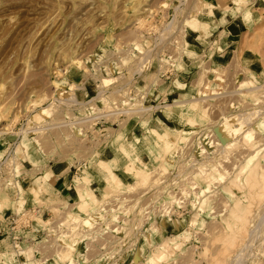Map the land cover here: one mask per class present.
<instances>
[{
  "label": "rangeland",
  "instance_id": "rangeland-1",
  "mask_svg": "<svg viewBox=\"0 0 264 264\" xmlns=\"http://www.w3.org/2000/svg\"><path fill=\"white\" fill-rule=\"evenodd\" d=\"M222 6L221 0H0V219L16 211L5 194L7 188L20 178L26 181L32 172L55 164L64 172L72 169V182L92 183L88 170L99 168L101 158L111 157L116 173L131 185V176L122 170L136 155L140 157L136 165L152 171L154 179L130 190H111L105 184L111 181L106 172L100 194L96 193L98 219L101 214L110 216L112 221L106 223L110 227L124 220L127 252L110 259L113 255L100 248L102 237L91 236L92 232L73 246L75 251L87 248L84 253L93 254L88 258L100 252L105 258L97 264H148L144 257L153 246L188 231L186 242L172 246L163 264H231L245 242L252 248H245L239 263L235 259L232 264H264V221L258 224L264 213V189L257 184L251 190L244 181L255 164L258 179L264 170V16L245 36L251 61L236 51L222 64H200L186 92L174 100L165 96L164 75L184 68L182 52L194 29L191 21H201L208 10ZM201 89L207 94L201 101L206 107L203 115L187 107ZM179 100L175 113L168 104ZM155 116L162 130L149 128ZM70 123L82 127L80 137L73 135ZM134 126L144 129L132 136ZM152 128L181 140L173 147L172 162L163 153V144L148 132ZM245 131L252 132L253 144L243 140ZM241 165L244 173L232 186ZM208 171L213 175L205 179ZM102 192L110 195L103 200ZM237 198L246 206L250 201L251 211L235 244L222 247L217 237L220 230L228 232L225 222L233 220L228 214ZM25 202L17 211L33 202L49 206L33 195ZM105 204L106 214L100 211ZM50 207L55 209L52 221L62 222L64 209ZM85 225L78 229L90 228ZM34 228L49 231L40 221ZM77 236L80 239L79 232ZM39 244L52 264H67L59 258L56 242L44 238ZM13 256L6 238L0 242V260L13 264Z\"/></svg>",
  "mask_w": 264,
  "mask_h": 264
},
{
  "label": "crops",
  "instance_id": "crops-1",
  "mask_svg": "<svg viewBox=\"0 0 264 264\" xmlns=\"http://www.w3.org/2000/svg\"><path fill=\"white\" fill-rule=\"evenodd\" d=\"M205 2L208 3L209 0H205ZM221 4L223 5L222 8L217 11L210 9V11L208 10V12L204 13L202 16L203 20L197 21L195 19L191 21L190 28L194 29L190 30L184 42L185 50L182 52L184 53V58L182 60L184 68L172 69L164 75L166 76L167 83L165 96L173 97L174 100L175 96L179 97L186 92L185 89L188 88L190 84L189 78L193 76V71L197 69L200 64H222L227 61L230 55L232 56V53L234 56L236 51L242 54V59L251 61V58L247 57V54L251 52L248 48H245L248 43L245 36L246 33L253 28L254 24L260 20V15L262 14L264 16V0H221ZM252 63L254 62H250V64ZM167 97L166 99H168ZM159 102L164 103V101L162 102V98ZM179 103L180 100L175 101V103L173 101V104L171 103L168 105L174 110L179 109ZM161 106L163 105H160L159 108ZM153 125L157 126L158 130L163 129L157 116L148 123L149 128ZM167 128L169 129L168 126ZM143 129L144 127L134 126L131 128L130 132L132 136H137V132ZM107 154L111 156L113 152L110 151L107 152ZM108 158L109 160L102 158L100 160L106 162L112 171L116 173L118 167H115L109 162L111 157ZM95 167H97V165ZM71 172L72 169L64 172L59 166L50 164L47 168H41L37 172H32L33 175H30L26 181L21 178L16 180L13 186H10L7 190L5 189V194L10 204L14 205L16 208V211L17 208L20 207L19 205L21 202L26 201V204L30 202L33 191H38L40 197L49 206H56L58 209H66L76 200ZM90 174L93 177L91 184L94 193L100 194L101 188L99 186L103 182V176L106 174V171L99 165V168L90 171ZM21 209L22 208L18 210ZM54 210L55 209H52V207H50V212L47 210L50 216ZM6 228L7 219H0V242L6 239ZM18 245L21 251L25 250L29 253L28 251L32 249L36 243L24 241L20 242ZM42 253L47 254L45 252ZM35 255L38 256L39 254L35 253ZM0 264H4V261L0 260Z\"/></svg>",
  "mask_w": 264,
  "mask_h": 264
},
{
  "label": "bare ground",
  "instance_id": "bare-ground-1",
  "mask_svg": "<svg viewBox=\"0 0 264 264\" xmlns=\"http://www.w3.org/2000/svg\"><path fill=\"white\" fill-rule=\"evenodd\" d=\"M262 18V15H260V20ZM259 20V21H260ZM169 25H167L168 27ZM163 31V30H162ZM245 70V69H244ZM242 74V73H241ZM156 87V86H155ZM254 90V89H253ZM166 91V90H165ZM245 91H252L251 89L250 90H245ZM207 96V94L204 93V90L201 89V91H199L197 97H192L191 99H189L188 103H187V107L191 110H196L198 111V113L201 112V114L203 115L202 112L205 111L206 107H202L203 105L202 104V97L204 96ZM180 104V103H179ZM169 106V105H168ZM179 106V105H178ZM90 109V108H89ZM136 110V109H135ZM96 111V109L94 110ZM195 111V112H196ZM174 112L176 113L177 110L174 109ZM197 113V112H196ZM99 113H95L93 116L95 115H98ZM125 115V114H124ZM207 115V114H206ZM176 118V117H175ZM94 119V118H93ZM263 121H264V116H263ZM90 121V120H89ZM87 122V121H86ZM82 123V122H81ZM261 124H264V122H261ZM68 126L71 127V131L73 133L74 136H79L82 135V127H80L79 125H74L72 123H70ZM172 129V128H170ZM150 132L155 138L157 141H159L160 143L163 144L164 146V154H169V157H170V160H168V162H172L171 160V156L175 155L174 152H176V150H173V147L176 146V144L178 143V141L176 140H173L172 138H170L169 136H167L166 134H164V132H159L157 129H150ZM252 132L251 131H245L243 133V140H245L247 143L249 144H253L251 141H253V138H252ZM233 138V137H232ZM181 141V140H180ZM179 141V142H180ZM184 141V139H183ZM256 141V140H255ZM245 142V143H246ZM246 143V144H247ZM180 144V143H179ZM178 144V145H179ZM256 144V143H255ZM124 146V145H123ZM123 148V147H122ZM175 149V148H174ZM124 152L127 153V148H123ZM256 150V149H255ZM256 152V151H255ZM254 154V153H253ZM129 156V155H127ZM138 156L134 155V157H129V163H125L123 165V172L129 176H131L132 178V183L131 185H126L124 183V180L122 179V177H120V175H118L117 173L113 172L112 169L110 168V166L104 162V161H100L99 162V165L100 167L105 170L106 169V172L108 173L109 175V178H110V182L109 180H106L105 184H107V186L111 189V190H120V189H123L124 187H126L127 189H132V187H136V186H139V185H143L145 184L146 182H149L150 178L152 177V179H154L153 177L155 176H152V171H148L146 169H140L136 163H135V159H137ZM167 157V156H165ZM250 157V156H249ZM174 158V156H173ZM263 158V157H262ZM23 159V158H22ZM26 159V158H25ZM24 159V160H25ZM168 159V157L166 158ZM247 160V159H246ZM250 162V160H249ZM249 162L248 165H249ZM209 163V162H208ZM247 163L245 165H247ZM211 164V163H210ZM230 165V164H229ZM243 165V164H242ZM241 165V168L238 169V174L235 176L234 179L231 180V184L232 186L236 183H238V176L242 173H244V166L242 167ZM254 165V164H253ZM256 166L257 164H255V167L251 170H249V172H247V174H245L246 176L244 181H246V184L248 185L249 189L252 190V188H254L257 184H259L262 189H264V170H262L261 172V176L258 177L256 176ZM107 167V168H106ZM163 167V166H162ZM246 167V166H245ZM232 168V167H231ZM213 171H215L213 168H211ZM92 170V169H91ZM160 170H163L160 168ZM260 170V169H259ZM93 171V170H92ZM88 172H90L88 170ZM103 172V171H102ZM163 172V171H162ZM161 172V173H162ZM209 172V171H208ZM206 172V174L204 173L205 175V179L207 178H211L213 174H211V170L210 172L208 173ZM220 172V171H219ZM260 173V171H258ZM202 173V172H201ZM214 173V172H213ZM217 175V171L215 173ZM94 175V174H93ZM96 176V175H95ZM98 176V175H97ZM204 177V176H203ZM214 177V176H213ZM85 178V177H84ZM97 180V179H96ZM104 180V179H103ZM157 180V179H156ZM155 182V181H154ZM158 182V181H157ZM91 183L89 182H85L83 181V179H79V180H76L75 182H73V186L75 188V202L73 204L70 205L69 208L67 209H64L62 211V224L59 223V225H64L66 229H68L72 234L69 235V240L66 241V239H63V238H59L57 239V243L59 245V248H57V250H59L57 254H59V258L61 259V261H65L67 264H97V261L98 260H103L102 258L104 257L102 254L100 255L98 252V255H96V257H92V258H88L89 255H93V254H89L88 253H84L85 250H88L87 248L83 249V252L79 251L76 249V251L73 249V246L75 244H79L80 242H83V241H86V239L89 238V235L90 232H92L91 229H93V224H94V221L96 220V216H97V219H98V215L96 214V206L98 204V198L96 197V194L94 193V190L92 188V184L90 185ZM235 184V185H236ZM230 185V183H229ZM234 185V186H235ZM94 186V185H93ZM237 186V185H236ZM100 187V186H99ZM238 188H239V185H238ZM249 191V193L252 195V191ZM114 192V191H113ZM231 193V191H230ZM33 197H36L38 200L40 198V194L38 191H33L32 193ZM110 195V194H109ZM108 194H105L102 192V197L101 199L103 198V200L109 196ZM112 195V194H111ZM17 196V195H16ZM115 196V195H114ZM234 196V195H233ZM121 197V196H120ZM254 197V196H253ZM34 199V198H33ZM102 200V201H103ZM203 200V199H202ZM201 200V201H202ZM244 200V199H243ZM242 200V201H243ZM200 201V202H201ZM204 201L206 202V199L203 200L201 203H204ZM234 204H232V206L230 207L229 209V214H228V217L230 216V218L232 217V221L231 224L230 221H228L229 223H226L225 224L227 226L226 229L228 228V232H223L220 234V231H219V238L217 237V240L220 239L219 241H222V244L221 246L223 247V245L227 246V245H233V243L235 242V238L238 237V232H240L241 229H244L246 224H245V220H246V216L247 213L251 210H249V205H250V201L247 202L248 206L246 205H242L241 201L239 198H237L236 200H234ZM252 202V201H251ZM224 203V202H223ZM246 203V202H245ZM231 204V203H230ZM202 205V204H201ZM49 207V206H48ZM112 207V206H111ZM229 207V206H228ZM251 209V208H250ZM114 210V209H113ZM214 213V212H213ZM82 214H86L88 215V218L85 219ZM250 214V213H249ZM264 215V213L262 214ZM260 215V220L257 222L258 224H260L259 226H261V222L264 221L262 219H264V217ZM110 217V216H109ZM52 217L50 216L46 221V224L47 226H50L48 224H51V223H55L52 221ZM99 220V219H98ZM97 220V222H98ZM227 220V219H226ZM85 224H89L88 226L91 228H88V229H84V230H80L78 229L79 227L81 228H85L86 225ZM257 224V225H258ZM159 225V224H158ZM63 226V227H64ZM87 226V227H88ZM92 226V227H91ZM190 226H194V225H190ZM259 226H256L259 228ZM222 227V226H221ZM255 227V228H256ZM154 228V227H153ZM191 228V227H190ZM152 229V228H151ZM157 229V228H156ZM160 229V228H159ZM189 229V228H188ZM223 229V227H222ZM252 229V228H251ZM78 232H79V235H80V239L79 237L77 236L78 235ZM86 232V234H84ZM159 232V231H158ZM75 233V234H73ZM84 234V235H83ZM77 236V237H74V236ZM88 235V237L86 236ZM188 231H181L179 233H176L174 235H171V236H167L166 238L162 239L160 243H158L157 245L155 246H151L152 248L150 249V251L147 253V255H145L144 257V260L148 263V264H163V261L167 258L168 256V253L173 250L172 249V246H182L183 243L186 242V239L188 237ZM93 236V235H91ZM90 236V238H91ZM147 236V234H146ZM253 236V235H252ZM257 236V235H256ZM82 237V238H81ZM84 237V239H83ZM145 237V235H144ZM251 237V236H250ZM146 238V237H145ZM249 239V238H248ZM146 240V239H145ZM181 241V242H180ZM247 241V240H246ZM254 241V240H253ZM65 242V243H64ZM248 242V241H247ZM251 242V241H250ZM221 243V242H220ZM249 243V242H248ZM247 243V244H248ZM252 243V242H251ZM254 243V242H253ZM86 244V243H85ZM235 244V243H234ZM246 242L245 244L243 243L241 246V248H238V252L236 251L235 252V255L233 256L232 260L230 261V263H234V260L235 262H237V260H239V254L240 253H243L244 249L247 248L249 245H247ZM253 246V245H252ZM84 247V245H83ZM86 247V246H85ZM193 247V246H192ZM251 247V246H249ZM101 248V247H100ZM177 248V247H176ZM196 248V247H194ZM252 248V247H251ZM254 248V247H253ZM79 249V248H78ZM186 249V248H185ZM56 251V250H55ZM95 251V250H94ZM97 251V250H96ZM248 251V250H246ZM251 251V250H250ZM88 252V251H87ZM252 252H253V249H252ZM91 253H92V250H91ZM248 253V252H247ZM255 253V252H253ZM252 253V254H253ZM104 254V253H103ZM190 254V253H189ZM250 254V253H249ZM56 255V254H55ZM88 255V256H87ZM245 257H246V254H244ZM243 255V256H244ZM248 255V254H247ZM170 256V255H169ZM216 256V255H215ZM241 256V255H240ZM251 256V254L249 255ZM105 258V257H104ZM238 258V259H237ZM247 258V257H246ZM251 258V257H250ZM241 259V258H240ZM245 260L244 257H242V260ZM243 260V261H244ZM60 262V261H59ZM143 263H145L143 261ZM142 263V264H143ZM239 263V262H237ZM236 264V263H235Z\"/></svg>",
  "mask_w": 264,
  "mask_h": 264
},
{
  "label": "built area",
  "instance_id": "built-area-1",
  "mask_svg": "<svg viewBox=\"0 0 264 264\" xmlns=\"http://www.w3.org/2000/svg\"><path fill=\"white\" fill-rule=\"evenodd\" d=\"M78 169L80 168H77V170ZM149 205L150 204L144 208V212L146 214L148 212L147 209ZM113 206L116 207L114 209L115 211L119 209L118 204L115 203ZM47 210L50 211L48 207L40 203L33 202L30 206L19 211H15L10 214V216H8L5 236L11 241L13 245V264H52L50 262L52 261L51 258H48L47 254L42 253L44 252L43 245L39 243L42 242L44 238H46L47 241L53 240L56 242L55 246L56 248H59L56 240L59 238L66 239L71 234L68 229L60 226L59 223L48 224L50 225L49 231L45 228H34L37 221H40L47 226L46 222H44L50 217V213ZM100 211L106 214L109 211V208L105 204L100 208ZM125 219H127V217H125ZM109 221H112L110 217H106V215L103 216L101 214L99 222H97V224L93 227L91 234H98L99 237H102L100 239L102 243L101 249H103V251L107 254H110V256L113 255V257L110 258L113 259L114 256L118 255L119 253L127 252L130 243L125 241L128 230H121V224L124 222V220L115 221L111 227L110 225L106 224ZM110 239H114V241L111 242ZM24 241L36 243V245L28 251L29 253H27L25 250L21 251V248L18 245L20 242ZM35 253L39 255L36 256Z\"/></svg>",
  "mask_w": 264,
  "mask_h": 264
}]
</instances>
